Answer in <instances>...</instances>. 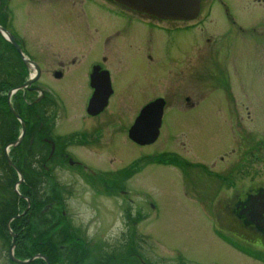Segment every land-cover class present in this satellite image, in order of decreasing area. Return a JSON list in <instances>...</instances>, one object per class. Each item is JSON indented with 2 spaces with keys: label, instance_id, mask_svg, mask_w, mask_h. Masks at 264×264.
<instances>
[{
  "label": "flooded vegetation",
  "instance_id": "1",
  "mask_svg": "<svg viewBox=\"0 0 264 264\" xmlns=\"http://www.w3.org/2000/svg\"><path fill=\"white\" fill-rule=\"evenodd\" d=\"M10 1L0 0V25L7 32L9 30L4 13L9 11ZM41 1L43 5L39 11L60 15L64 20L63 25L59 26L64 34L61 44L29 42L20 35H14L13 44L0 34V59L15 65L12 72L3 70L0 73V160L8 164L15 184L23 192L19 194L16 202L18 214L10 219V223L12 225L16 221L31 217L29 219L36 225L35 234L38 235L37 232L42 228L41 223L51 225L53 217L56 216L65 229L61 226L50 236H61L65 239V246L59 244L60 250L65 252V264L87 263L89 257L85 255L89 251H95L100 256L95 258L96 264H130L133 258L140 264H149L141 253L142 247L139 246L140 241L145 243L146 239L135 236L136 232L133 230L135 226L149 220L151 205L139 194L143 191L132 188L131 183L145 167H150V158L148 155L133 158L132 152H129L128 144H135L130 139V131L138 116L134 120L130 106L120 105V101L119 105L115 104L119 79L113 71L114 66L126 65L128 68L130 58L135 61L143 57L142 54L137 56L131 52H127L124 59L102 55V49H107L106 45L113 42L110 39L102 42L97 25H104L106 30L109 29L108 26L110 29L121 28L122 31L117 33L118 37L122 33L126 40H138L143 44V49L150 44L154 53L147 56L149 62L154 61L157 55H164L168 48L166 44L171 42L174 34L193 33V40L187 44L189 46L185 51L180 46L177 52L182 50L178 56L177 53H168L178 63L176 76L182 82L188 75L195 83H198L199 76V81L202 83L204 80L210 89L207 91L220 92L223 107L229 113L246 110L244 93L251 90L259 93L262 90L257 83L261 81L258 78L247 81L227 70V63L233 64L236 61L237 46L245 33H250L248 37L251 38L257 37V34L261 36L260 27L244 23L245 17L240 14L238 0H208L210 14L214 6H220L227 25L223 31L225 40L222 43H215L214 46L212 40H207L203 53L206 57L203 61L206 62L210 75L206 76L203 75L206 72L205 66L202 68L203 72L199 73L202 75H198L197 68H192L193 60L198 59L195 35L198 24L164 22L129 10L114 0ZM99 1L107 8H86V4ZM257 1L264 4V0ZM100 10L105 14H101ZM150 37L152 41L149 40ZM159 37H162L161 42ZM165 37H168V42L164 40ZM187 48L190 55L185 59L181 54L183 51L186 53ZM259 49V46H254L255 53ZM261 51L262 49L260 53ZM262 55L264 57V53ZM49 65L56 68L47 72L46 66ZM219 65L226 67V75L223 74L220 83L214 80L216 75L212 72L213 66L218 69ZM45 78L49 80H44ZM31 79L35 82L26 86ZM53 80L56 84L65 82V90L56 88ZM247 83L249 87L246 89ZM12 91L15 93L10 96ZM71 99L75 104H72ZM186 102L190 111L196 110L199 105V102L195 103L190 98ZM118 109H123V112ZM250 116L249 113L248 117ZM255 145L243 153V158L252 155L256 163H262L264 140L260 139ZM165 155L166 153H160L154 156L155 163L151 165L165 167L160 162V158ZM178 156L176 159L181 163V156ZM182 162L192 166L187 161ZM204 171L206 176H213L212 171L207 168ZM258 192H264V188ZM235 198L240 199L238 192ZM102 200L117 204L123 224L132 226L131 230L121 233L118 240L120 244L110 246L103 239L95 242L81 228L76 227L77 217L73 212L76 202L96 213L97 216L94 215L91 223L102 220L110 224L113 218H117L104 213L98 216ZM243 202L244 200H239L235 205V221H245ZM258 231L264 237V231ZM22 232L25 230H18V233L12 230L10 238L12 244L15 242L14 259L17 262L10 254L9 262L32 264L38 259L43 260V257L47 260L46 264H50L47 257L41 254L29 259V262L17 258ZM261 241L264 242V238Z\"/></svg>",
  "mask_w": 264,
  "mask_h": 264
},
{
  "label": "rangeland",
  "instance_id": "2",
  "mask_svg": "<svg viewBox=\"0 0 264 264\" xmlns=\"http://www.w3.org/2000/svg\"><path fill=\"white\" fill-rule=\"evenodd\" d=\"M93 3L86 4V8H107L102 1ZM237 3L240 14L245 17L244 23L260 27L261 36L264 37V4L257 0H238ZM42 5L41 0H11L8 32L13 36L20 35L29 42L61 44L64 34L59 26L63 25L64 20L60 15L39 11ZM209 7L210 2L204 0L201 16L189 23L198 24L195 28L198 59L193 60L192 68H197L198 75H202L199 73L203 72L205 66L203 75L206 76L210 75L203 61L207 40H212L214 46L222 43L227 25L221 7L214 6L212 14ZM99 12L105 14L102 10ZM97 28L103 43L109 39L113 42L106 45L107 49H102V55L124 59L127 52H131L143 57L135 61L130 58L128 68L126 65L114 66L113 71L119 79L115 104L119 105L120 101V105L130 106L135 120L143 107L151 102L164 100L166 103L160 138L154 144L141 148L131 142L128 144L133 158L143 155L150 158V167H145L143 174L137 175L131 183L132 188L143 191L139 194L151 205L149 220L133 230L135 236L146 239L145 243H139L144 259L149 264H264V242L261 241L264 237L258 233L259 229L245 225L243 219L235 221L233 218H237L235 205L239 200L247 202L253 194H259V189L264 188V162L256 163L252 155L243 158L244 152L255 147L260 139L264 140V38L258 34L251 38L248 37L250 33H245L237 46L236 61L227 63V70L231 74L242 76L247 81L254 78L261 80L257 83L262 89L259 93L257 90L244 93L246 110L229 113L223 107L220 92L207 91L206 82L203 80L201 83L199 76L198 83L190 80L188 75L185 81L179 82L176 76L178 63L174 62L172 55L177 53L178 56L182 49L185 51L189 46L187 44L193 40V33L174 34L171 42L166 44L165 56L157 55L154 61L149 62L147 56L154 53L150 44L143 49V44L138 40H126L122 33L118 37L121 28L110 29L108 26L106 30L104 25H97ZM159 39L161 42L162 37ZM149 40L152 41V38ZM164 40L168 42V37ZM180 46L182 49L177 52ZM254 46H259L261 53L260 49L255 53ZM184 51L181 57L186 59L190 54L188 48L186 53ZM14 66L0 59V73L3 70L12 72ZM223 66L219 65L218 69L213 66L212 69L216 75L214 80L219 83L223 74L226 75V67ZM46 68L47 72H51L56 66ZM52 83L56 88L65 90V82L56 84L53 80ZM248 87L247 83L246 89ZM188 98L199 102L196 110L187 108ZM71 102L75 104L72 99ZM160 153H166V160L180 155L192 166L177 165L175 161L168 162L165 167L152 166L155 163L153 157ZM204 168L212 171L213 176H206ZM21 191L8 164L0 160V264H11L8 256L12 238L8 229L12 232L13 227L9 214L15 212L14 204L19 194L23 193ZM237 192L239 200L235 198ZM141 202L145 204L142 199ZM77 203L73 209L77 217L76 227L95 242L103 239L110 246L120 244L121 233L132 229L130 224H123L117 204L113 201L102 200L98 209V216L103 213L117 216L110 224L102 220L91 223L96 213ZM4 228L9 240L3 236ZM36 236L30 235L34 240ZM59 238L63 239L61 236ZM96 254L95 251L86 253L88 264H96L95 258L100 257ZM131 263L140 264L135 258Z\"/></svg>",
  "mask_w": 264,
  "mask_h": 264
},
{
  "label": "water",
  "instance_id": "3",
  "mask_svg": "<svg viewBox=\"0 0 264 264\" xmlns=\"http://www.w3.org/2000/svg\"><path fill=\"white\" fill-rule=\"evenodd\" d=\"M114 1L130 10L147 14L163 21L193 22L197 20L201 13V0ZM0 33L8 35L1 27ZM8 36L9 40L12 41V37L10 35ZM33 81L34 80H31L26 86L31 85ZM14 92H12L10 96H12ZM165 106L166 103L164 100H156L147 105L132 127L130 139L140 146L154 144L160 136ZM11 110L13 111L12 108ZM13 113L16 115L14 111ZM243 216L245 218V225H253L257 229L264 231V192H260L258 195L248 200L244 205ZM14 248L15 242L13 241L10 256L17 262L13 255Z\"/></svg>",
  "mask_w": 264,
  "mask_h": 264
},
{
  "label": "trees",
  "instance_id": "4",
  "mask_svg": "<svg viewBox=\"0 0 264 264\" xmlns=\"http://www.w3.org/2000/svg\"><path fill=\"white\" fill-rule=\"evenodd\" d=\"M14 207L17 208V206ZM24 207H22V210ZM15 210L14 213H8L11 219L12 217L16 216L18 214V210L13 208ZM31 217H26L23 220L16 221L12 224L13 231L18 233V230H25V232H22L20 237V244L18 245L17 250V258L26 260V259H32L37 254H41L49 260L50 264H65V252L61 251L59 248V244H62L65 246V239H60L58 237H51V233H55L56 230H59V227L62 226V222L57 220L56 216L53 217V220L50 225H46V223H41L42 228L37 232L38 235L36 236V239H32L30 237L31 234L36 233V225L33 223ZM7 219V218H4ZM6 221L4 223L5 227ZM65 229V226H62ZM65 231V230H64ZM3 236L9 240L8 232L3 230ZM32 264H46L44 260L38 259L34 261Z\"/></svg>",
  "mask_w": 264,
  "mask_h": 264
}]
</instances>
